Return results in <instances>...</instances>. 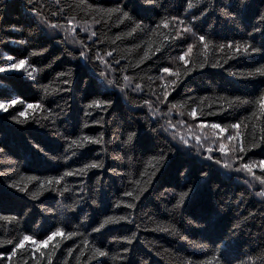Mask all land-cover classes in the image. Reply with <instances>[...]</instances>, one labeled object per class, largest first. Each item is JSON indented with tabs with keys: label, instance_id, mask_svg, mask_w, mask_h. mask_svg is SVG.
<instances>
[{
	"label": "trees",
	"instance_id": "16d2710c",
	"mask_svg": "<svg viewBox=\"0 0 264 264\" xmlns=\"http://www.w3.org/2000/svg\"><path fill=\"white\" fill-rule=\"evenodd\" d=\"M262 12L264 0H4L0 68L26 70L0 71V264H264V77L246 78L264 65ZM170 111L219 124L233 151L180 144Z\"/></svg>",
	"mask_w": 264,
	"mask_h": 264
},
{
	"label": "snow or ice",
	"instance_id": "6c2138e0",
	"mask_svg": "<svg viewBox=\"0 0 264 264\" xmlns=\"http://www.w3.org/2000/svg\"><path fill=\"white\" fill-rule=\"evenodd\" d=\"M245 3H246V0H240V5H241V7H243V6L245 5ZM3 6H4V0H0V10L3 9ZM188 7L191 8L192 5L189 3ZM127 15H128L127 13H124V16H125V17H127ZM259 19H260V21L264 22V12H262V13L260 14ZM165 26H167V25H165ZM51 27H52V28H55V27H57V26H56V25H51ZM256 31H260V29L257 28ZM92 35L94 36L95 33H93ZM250 35H251V34H250ZM200 40L203 41V40H204V37L201 36V37H200ZM190 51H191V47H189V52H190ZM245 51L247 52V49H245ZM257 51H259V49L255 48V47L252 48V52H257ZM108 55H111V53H108ZM80 56H81V57H84L86 60L88 59L87 54H86L85 52H83V51L80 53ZM180 59L183 60L184 57L181 56ZM24 64H25V61H24V60H20L18 63H13V64L9 65L8 68H9V69H19V68H21ZM200 66L203 67L204 65L201 64ZM212 66H213V67H216L217 65L213 64ZM4 70H6V69H4V68H0V71H4ZM163 71H164V72H168L169 69H168V68H165V69H163ZM59 75H60V76H64L65 73H60ZM233 75H235V73H233ZM100 76H101V77H104V76H105V73H104V72H101V73H100ZM256 77H264V65H260L259 67H256V68L254 69V71H249L248 74H247V77H246V78H252V79H255ZM124 79L127 81L129 78H128V77H125ZM63 83H64V84H68V83H70V82H69L68 80H64ZM107 83H108L109 85H112V84L114 83V81H113V80H107ZM136 87H137V89H139L140 86L137 85ZM260 100H261L262 102H264V89L261 90ZM94 103L97 104V107L100 106L99 102L94 101ZM106 103H108V102H106ZM262 106H264V103H262ZM3 107H4L3 104H0V108H3ZM29 107H32V106L29 105ZM87 107H88V108H91V107H92V104H89ZM86 114H87V115H91L90 112H88V113H86ZM191 114H192L193 116H195V115H196L195 110H193V112H192ZM21 115H23V113H21ZM211 127L214 128V129L219 128L221 132H223V131L225 130V129L222 128L219 124H212ZM231 127H232V128H238L239 125H238V124H233ZM134 136H135V133H129L128 136H127V139L124 141V143H125L126 145H130L131 142L133 141V137H134ZM86 139H87V138H86ZM229 139H234V138L230 136ZM93 142L98 143L99 141H93ZM184 143H187V141H184ZM71 144H72V145H75L77 148H83V147H84L83 144H77V141H75V140H73V141L71 142ZM256 146H259V145H256ZM220 149H221V151H223V149H224V145H223V144L220 145ZM0 151H3V149H0ZM211 151H212V150L209 149V152H211ZM240 151H241V152H244L245 149H244L243 147H241ZM72 154H73V155H76L77 153L74 151ZM117 158L119 159V157H117ZM129 159L131 160V157H129ZM208 159H212V157L209 156ZM215 163H217V164H221V161H220V160H216ZM259 164H260V166H261L262 168H264V161H260ZM98 167H100V168L103 167V162H102V161H101V162L86 163V164L83 166V168H81V169H79V170L66 172V173H65V176L82 175V174H85V169H94V168H98ZM223 167L226 168V169H231V168H232V165L229 164V163H226V162H225V163L223 164ZM242 168L247 169L248 172H251V171H252L251 167H249V165H247V164L242 165ZM240 170H241V169H239V168L236 169V171H240ZM0 175H4V173H0ZM256 179H260V177H256ZM49 183H51V181H49ZM55 183L59 184V183H60V180H56ZM98 183H99V180H98ZM261 183H264V180H261ZM11 186H12V187H16L17 185L13 184V185H11ZM20 191H25V189H24V188H21ZM125 195H127V196H132L133 194H132V192H126ZM258 195H260V196H264V191L258 193ZM186 197H189V193H188V192L183 193V194L179 197L180 202L183 203V202L185 201V198H186ZM136 199H139V197H136ZM93 203H95V201H93ZM129 207H134V205H129ZM121 219H123V218H121ZM110 221H111V218H110V217L107 218V219H105L103 222H101V223L99 224V227L93 229V231H95V232H99V231H101L102 229H104V228L106 227V225H108V224L110 223ZM129 222H131V221H129ZM163 230L167 231V229H163ZM58 233H59V229H57V232H53L52 235L48 236V238H47L46 240L40 241L39 243H40V244H45V245H46V244H47L49 241H51V240L53 239V237H54L55 235H57ZM134 238H135V233H133L132 237H125V238H123V239L125 240V242H126L128 245H131V244H132V241H133ZM29 240H31V237H30V236H27V235L24 236L23 239L20 240L19 244L16 245V247H21V246H23L24 242H25V241H29ZM8 243H12V242H11V241H8ZM85 243H87V241H85ZM96 251H97L99 257H104V256L106 255V253H105L104 251L100 250V249H96ZM13 252H15V248L13 249ZM123 252H124V254H125L124 259L126 260V259H127V255H126V254L129 252V248H124V249H123ZM49 264H51V260H49ZM143 264H147V261H144Z\"/></svg>",
	"mask_w": 264,
	"mask_h": 264
},
{
	"label": "rangeland",
	"instance_id": "374dc122",
	"mask_svg": "<svg viewBox=\"0 0 264 264\" xmlns=\"http://www.w3.org/2000/svg\"><path fill=\"white\" fill-rule=\"evenodd\" d=\"M13 63L18 62L14 61ZM25 70L26 67L23 65L19 69H9L7 67L3 72L13 73L23 72ZM4 107L0 109H4ZM157 108L161 111L163 109L162 103H159ZM163 116L167 118L166 126L169 129L171 135L175 138V140L180 142V144L189 148H196L201 153L208 152V157L218 155L221 159H224L233 151L234 140L226 138L227 134L214 128L199 126L195 125L193 122H188L182 115H179V112L176 111H170L165 113ZM184 141H187V143H184ZM221 144L224 145L223 151L220 149ZM209 149L212 151L209 152Z\"/></svg>",
	"mask_w": 264,
	"mask_h": 264
}]
</instances>
